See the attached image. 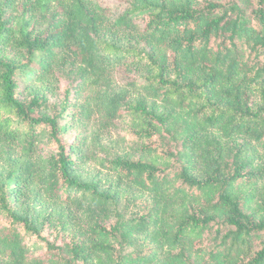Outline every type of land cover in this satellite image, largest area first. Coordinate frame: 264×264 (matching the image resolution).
Segmentation results:
<instances>
[{
    "label": "trees",
    "instance_id": "16d2710c",
    "mask_svg": "<svg viewBox=\"0 0 264 264\" xmlns=\"http://www.w3.org/2000/svg\"><path fill=\"white\" fill-rule=\"evenodd\" d=\"M0 264H264V0H0Z\"/></svg>",
    "mask_w": 264,
    "mask_h": 264
},
{
    "label": "rangeland",
    "instance_id": "374dc122",
    "mask_svg": "<svg viewBox=\"0 0 264 264\" xmlns=\"http://www.w3.org/2000/svg\"><path fill=\"white\" fill-rule=\"evenodd\" d=\"M101 2L103 3V5H105L106 7H108V9L111 11V13H113L114 15H119L121 14L127 7L128 4H130L131 0H101ZM15 21L13 23V25H16ZM18 22H20L19 26H21V20H19ZM131 77L130 74H120L117 75V79L121 80L122 78H128ZM92 135L95 134V131H91L90 132ZM70 136H72V133L69 134ZM106 141V145H104L105 149H111L114 147H116L118 144H120V146H124L126 148H132L133 144V138L130 135V133L127 131L126 126L124 123H117L116 128L111 132V134L105 139ZM94 146L96 148V150L94 151L95 154H97V156L99 158H103V154L100 152V145L99 143L96 142V139H94ZM104 144V143H103ZM90 169H92V166L90 167Z\"/></svg>",
    "mask_w": 264,
    "mask_h": 264
}]
</instances>
